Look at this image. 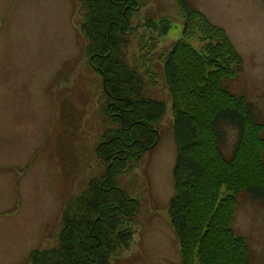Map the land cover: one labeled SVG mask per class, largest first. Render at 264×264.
Segmentation results:
<instances>
[{"label": "rangeland", "instance_id": "374dc122", "mask_svg": "<svg viewBox=\"0 0 264 264\" xmlns=\"http://www.w3.org/2000/svg\"><path fill=\"white\" fill-rule=\"evenodd\" d=\"M140 1L134 33L121 50L143 76L144 94L167 109L157 147L141 152L127 166L133 170L116 179L137 212L129 220V244L122 242L110 264H181L168 213L177 149L160 55L181 37L184 18L177 0ZM189 1L226 30L243 59L241 73L227 85L255 104L264 123V1ZM85 10L80 0H0V264H31L34 250L58 248L64 210L90 179L105 174L95 149L118 125L104 113L102 77L86 54ZM159 19L171 22L165 35L145 26ZM151 34L157 49L141 57L140 45ZM229 132L227 154L237 135ZM233 226L248 240L250 264H264V207L246 192L238 196Z\"/></svg>", "mask_w": 264, "mask_h": 264}, {"label": "trees", "instance_id": "16d2710c", "mask_svg": "<svg viewBox=\"0 0 264 264\" xmlns=\"http://www.w3.org/2000/svg\"><path fill=\"white\" fill-rule=\"evenodd\" d=\"M80 2L86 8L81 28L89 40L86 54L102 81L105 78L104 113L118 125L106 131L97 146L110 169L103 178L92 179L69 210H64L66 226L60 246L47 252L34 250L31 264H110L118 246L129 244L135 202L116 179L145 151L135 138L143 137L148 128L135 121L158 123L167 109L166 102L144 94L143 76L127 63L121 50L134 33L132 18L141 2ZM177 2L184 18L182 35L160 57L177 148L175 193L168 210L180 244L181 264H250L248 240L237 234L233 221L241 192L264 207V123L258 119L255 104L227 85L241 73L243 59L226 30L189 0ZM148 21L145 26L151 33L165 35L171 28L167 19ZM157 46L155 35H148L140 45L141 57ZM231 129L237 135L227 154ZM145 140L144 144L151 145L155 135ZM118 154L127 157L117 159Z\"/></svg>", "mask_w": 264, "mask_h": 264}, {"label": "flooded vegetation", "instance_id": "af4514ba", "mask_svg": "<svg viewBox=\"0 0 264 264\" xmlns=\"http://www.w3.org/2000/svg\"><path fill=\"white\" fill-rule=\"evenodd\" d=\"M140 6V5H139ZM138 9L137 10H139V7H137ZM136 122V124H139V125H142L143 127H145L146 129L148 128V131L146 130V132H145V134H144V136L143 137H137V138H135V141H138L139 142V145H141V146H143V148L145 149V151L146 150H153V149H155L156 147H157V145H158V143H159V141H160V139H161V136H162V133H161V131H160V129H158V123H156V122H154L153 124L151 123V124H149V123H147L146 121H144V120H141V119H139V120H136L135 121ZM152 135H155V141L151 144V145H146V144H144V140L145 139H147V140H150L151 138H152ZM146 141V140H145ZM136 152H138V151H136ZM96 153H97V155L100 157V158H102L104 161L106 160V158L107 157H102V156H100V154L98 153V151L96 150ZM127 156H125V157H122L120 154H118L117 155V159L119 158V159H123V160H125V158H126ZM141 158V154H140V157L139 158H137L136 160H133V161H135V162H138L139 161V159ZM116 159V158H115ZM114 159V160H115ZM105 163H106V161H105ZM108 166H110V165H108ZM108 166L106 165V169H105V174L107 175V169H108ZM127 166H128V164L126 165V169H125V172L124 173H126V172H128V171H132L133 169H127ZM102 178H103V176H102ZM92 179H95V178H92ZM92 179H90L89 180V183H88V186H89V184H91V182H92ZM88 188V187H87ZM103 189H105L106 191H108V190H110V187H103ZM122 189V188H121ZM85 190H87V189H85ZM85 190H83V191H85ZM123 190V189H122ZM83 191H81L80 193H82ZM124 191V190H123ZM125 192V191H124ZM79 193V194H80ZM126 193V192H125ZM78 194V195H79ZM126 195H127V193H126ZM129 197V196H128ZM128 199H130V200H132L130 197L128 198ZM133 202V201H132ZM136 203V202H135ZM137 204V203H136ZM136 212L137 211H135V214H136ZM134 214V215H135ZM133 215V216H134ZM126 216H128V215H126ZM132 217V216H131ZM127 220H128V218H127ZM130 226V225H129ZM131 228V227H130ZM132 230V229H131ZM132 232H133V230H132ZM134 234V233H133ZM122 244H120L118 247H120Z\"/></svg>", "mask_w": 264, "mask_h": 264}]
</instances>
